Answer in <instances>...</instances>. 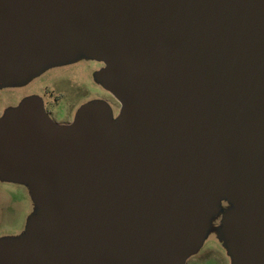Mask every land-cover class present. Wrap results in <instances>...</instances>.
<instances>
[{
  "label": "water",
  "instance_id": "water-1",
  "mask_svg": "<svg viewBox=\"0 0 264 264\" xmlns=\"http://www.w3.org/2000/svg\"><path fill=\"white\" fill-rule=\"evenodd\" d=\"M79 58L120 114L0 118V179L38 208L0 264H187L223 201L231 264H264V0H0V87Z\"/></svg>",
  "mask_w": 264,
  "mask_h": 264
},
{
  "label": "rangeland",
  "instance_id": "rangeland-1",
  "mask_svg": "<svg viewBox=\"0 0 264 264\" xmlns=\"http://www.w3.org/2000/svg\"><path fill=\"white\" fill-rule=\"evenodd\" d=\"M102 68H104L102 63L79 58L70 64L50 67L27 83L0 87V118L6 111L18 107L24 100L39 96L47 106L55 105L59 100L60 107H69L68 109L72 108L73 103L76 108L89 98L101 96L104 98L102 101L110 103L112 107L109 97L96 86L95 75ZM77 112L72 108L69 112L70 119L74 113L75 118ZM69 117L63 113L60 119L69 121ZM227 208V202L223 201L221 212L210 222L202 248L187 261V264H231L221 238V226ZM37 211V205L26 185L0 179V240L21 237Z\"/></svg>",
  "mask_w": 264,
  "mask_h": 264
},
{
  "label": "flooded vegetation",
  "instance_id": "flooded-vegetation-1",
  "mask_svg": "<svg viewBox=\"0 0 264 264\" xmlns=\"http://www.w3.org/2000/svg\"><path fill=\"white\" fill-rule=\"evenodd\" d=\"M96 86H97V88H98L99 91H101L103 94L106 95V97H109V100L112 103V107L111 108L113 110L114 117H117L120 114L121 105L118 104L116 102L117 100L111 95V93H109L108 91H106L100 84L96 83ZM86 97H90V96H86ZM37 98L40 101H42V103H43V100H42V98L40 96L37 97ZM102 99H104V98L101 97V96H97V98H92V99L89 98L83 104H80L78 107L75 108V104L74 103L71 105V107L73 108L74 112H77L78 109H80L84 104H86V103H88L90 101H93V100H102ZM43 106H44V110H45L46 114L56 124H59V125H68V124H71L74 121V119H75L74 118V114L75 113L73 114V116L71 117V119L69 117V112H70V110H72V108L68 109L69 107H65V108L60 107L59 100L57 101V103L55 105L52 104V105H48L47 106V104L45 105V103H43ZM63 113H66L67 114V116L70 119L69 121L68 120L67 121H63V120L60 119L61 114H63Z\"/></svg>",
  "mask_w": 264,
  "mask_h": 264
}]
</instances>
